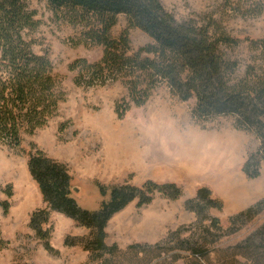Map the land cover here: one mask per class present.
Returning a JSON list of instances; mask_svg holds the SVG:
<instances>
[{"label": "rangeland", "instance_id": "rangeland-1", "mask_svg": "<svg viewBox=\"0 0 264 264\" xmlns=\"http://www.w3.org/2000/svg\"><path fill=\"white\" fill-rule=\"evenodd\" d=\"M223 0H160L177 22L194 19L199 25L211 16L224 30L239 40L237 46L226 49L229 57L239 62L237 76L258 55L247 39H264V8L260 15L242 17L222 12ZM35 10L40 24L27 33L36 53L47 52L53 72L62 78L64 100L45 125L33 133H22L20 149L0 143V239L6 242L0 250V264H86L88 252L81 245H68L67 237H85L89 230L65 214L51 211L44 228L50 229L49 245L29 227L31 213L45 206L41 193L27 169L29 153L36 149L66 165L70 175L71 196L88 210H96L103 199L96 183L104 186L119 184L142 185L147 180L175 183L181 188L177 199L156 192L150 203L130 202L115 213L107 223L106 243L126 248L134 243L155 244L164 241L170 232L181 230L186 237L195 238L201 232L193 226L195 213L186 208V200L194 197L200 187H208L212 196L223 203L221 210L210 209L209 216L218 217L221 226H228V217L264 199V160L260 174L250 179L242 171L248 156L259 147L255 133L237 128L233 115L208 120L192 116L195 98L183 101L172 94L166 84L155 87L141 106L131 105L119 117L116 104L128 99L127 88L121 81L86 87L74 83L75 71L69 64L77 58L98 61L102 48L75 44L76 29L54 16L47 0H27ZM126 17L120 14L111 29L113 37L126 28ZM133 51L152 42L138 28H130ZM257 63L261 59L254 60ZM162 106L176 111L186 141L170 135L156 123V113ZM63 125L62 130L59 127ZM188 133V134H187ZM167 134V135H166ZM9 208L4 213L2 203ZM264 222V209L238 230L228 233L209 247L200 264H236L241 260L230 247L234 246ZM186 230V231H184ZM188 230V231H187ZM166 252L147 254L134 264H190L187 251L175 245ZM168 246H165L167 248ZM130 258L121 264L130 263Z\"/></svg>", "mask_w": 264, "mask_h": 264}, {"label": "trees", "instance_id": "trees-1", "mask_svg": "<svg viewBox=\"0 0 264 264\" xmlns=\"http://www.w3.org/2000/svg\"><path fill=\"white\" fill-rule=\"evenodd\" d=\"M47 3L56 18L76 29L75 44L102 48L98 61L77 58L69 64V70L76 72L73 79L76 85L124 83L128 99L116 104L119 117L132 104L143 105L151 91L162 83L183 101L195 98L191 112L198 120L233 115L237 128L254 132L259 140L258 149L242 166L246 177L259 176L260 163L264 160L263 38L247 39L258 55L252 56L253 61L238 77L239 62L229 57L226 49L237 46L239 40L231 37L211 16L201 25L194 19L177 22L160 0H47ZM263 8L264 0H223L220 4L222 12L242 17L260 15ZM120 14L126 17L127 26L118 37H113L111 29ZM35 17L36 12L29 8L27 0H0V143L13 149H20L22 133H33L45 125L65 97L62 78L53 72L48 53L34 52L32 40L26 37L39 27ZM130 28L142 30L152 42L133 51ZM257 58L261 62L254 61ZM63 128V125L59 127ZM27 169L45 204L31 213L29 227L44 241L48 251L53 248L48 243L50 229L44 225L51 211L63 213L87 228V236L65 240L66 244H79L88 252L86 264H121L125 257L134 264L141 261L140 255H160L171 245L187 251L190 264H200L199 258L209 253L208 245L238 230L264 209L261 199L229 216L228 226L223 228L218 217L208 215L210 209L221 210L222 201L213 197L208 187H200L194 197L186 200L185 206L196 216L188 229L195 227L201 235L186 237L176 230L162 242L134 243L122 249L105 241L110 218L134 200L138 205L150 203L156 192L177 199L182 192L179 186L152 180L140 186L128 183L104 186L97 182L100 195L108 197L96 210H88L71 196L65 164L36 149L28 154ZM2 208L7 213L9 204L3 202ZM5 245L0 239V250ZM230 249L241 258L235 260L236 264H264V222Z\"/></svg>", "mask_w": 264, "mask_h": 264}, {"label": "bare ground", "instance_id": "bare-ground-1", "mask_svg": "<svg viewBox=\"0 0 264 264\" xmlns=\"http://www.w3.org/2000/svg\"><path fill=\"white\" fill-rule=\"evenodd\" d=\"M157 124L162 130H169L173 137H177L182 141H186V130L182 127L181 121L174 109L167 106H162L156 113ZM188 134V133H187ZM167 135V134H166ZM4 167L0 165V172H3Z\"/></svg>", "mask_w": 264, "mask_h": 264}]
</instances>
